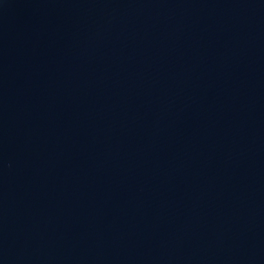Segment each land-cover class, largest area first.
I'll list each match as a JSON object with an SVG mask.
<instances>
[{"label": "water", "instance_id": "obj_1", "mask_svg": "<svg viewBox=\"0 0 264 264\" xmlns=\"http://www.w3.org/2000/svg\"><path fill=\"white\" fill-rule=\"evenodd\" d=\"M0 264H264V0H0Z\"/></svg>", "mask_w": 264, "mask_h": 264}]
</instances>
